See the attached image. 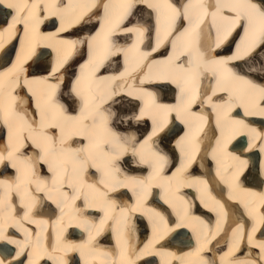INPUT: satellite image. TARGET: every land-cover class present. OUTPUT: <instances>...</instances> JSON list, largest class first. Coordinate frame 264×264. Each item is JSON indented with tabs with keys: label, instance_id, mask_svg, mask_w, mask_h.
<instances>
[{
	"label": "snow or ice",
	"instance_id": "1",
	"mask_svg": "<svg viewBox=\"0 0 264 264\" xmlns=\"http://www.w3.org/2000/svg\"><path fill=\"white\" fill-rule=\"evenodd\" d=\"M136 2L146 5L148 8L156 9L163 17L165 29L174 25L178 18L192 22L191 30H185L172 42L173 48L177 49L175 54L169 56L167 60L154 62L158 72L156 77L146 76L145 79H139L134 77L133 73L150 67L144 62L149 60L152 53H158V49L173 35L170 31H165L163 39H157L155 47H152L151 43L148 44L151 51L140 53L141 62L138 66L131 69L125 68V71L118 75H104L102 70H106L105 65L110 62L111 57L115 56L118 59L121 53L127 57L128 52L138 51V43L143 42L145 32L148 29L141 24H132L129 20L130 26L123 27L121 34L124 36L135 34L138 43L134 44L132 49H124L112 44L111 37L116 31L115 29H108L103 34L97 32L91 40L68 38L71 35L69 32L71 28H78L81 25L90 28L95 26L92 24L88 12L82 13L67 28L64 26V13L72 6V0H35L31 6L24 3L22 7L8 5L10 8L18 7V14L28 13L24 19L16 20L14 27L19 25L21 32L27 35L28 25L31 23L32 36L39 35L44 40L54 39L57 46L54 47L52 44L38 45L41 47V51H33L29 56L30 60L36 57L34 60L35 67L32 71L45 74L41 79H28L21 65L16 66L19 71L11 84H6L0 79L2 123L9 128H15L18 143V146L11 151L7 147L5 148L8 155L5 157L0 154V164H5V161H12L11 167L20 169V176L15 187L16 191L23 189L25 197H31L33 192L45 191V185L48 181L38 178V173L45 165L47 172L53 173L52 189L50 190L59 191L65 186L72 189L75 193L71 197L73 204L76 200L82 199L85 208H94L95 205L89 203V199L94 198L97 193L103 195L105 197V218L101 219L97 226V235L103 231L105 223L112 219L107 211L113 207L112 202L107 200L108 193L116 192L119 188H127L128 186L116 179L120 169L115 167V164L128 154L138 155V163L150 165L153 176L161 172L167 163V158L158 151H148L151 149L150 142L159 139L160 143L167 148L168 145L165 143L167 136L162 134L169 127L170 118L181 120V113H184L185 119H188L192 105L203 103L199 98V89L196 84L198 76L208 71L212 73L217 84L216 89L212 91V96H217V93H224L228 96L224 105L221 106L226 107L227 112L231 113L234 109L244 107L245 116L264 117V107H261L264 105V87L252 84L251 81L238 76L228 67L230 63L251 56L259 47L264 46V0H258V3H253V0H213L208 4L209 8L215 9L210 15L213 26L217 30L216 49L224 48L227 44L228 47L224 50L231 51V43L234 41L229 42V37L234 32L238 35V29H243L245 33L241 39V45L244 48L242 55L239 54L238 46L237 54L212 61H205L204 54L195 48L193 40L185 38L195 32L209 15L204 6L205 0H189L187 4H183L182 11L168 3V0H164L166 7L160 3H149L148 0H136ZM101 5L102 0L100 4L94 3L92 7L99 8ZM126 7L131 9L133 0H128ZM49 8L57 10L49 11ZM193 8L200 11L189 16V10ZM225 11L229 15L225 16ZM44 12H47V15L41 18L40 14ZM130 15L131 13L126 11L119 23H123ZM52 17H59V20L53 21L55 30L51 34L45 35L40 32V25L45 24ZM157 23L159 25V21ZM159 31L160 29L157 27L158 36ZM19 38L20 32L17 33L15 39L18 40ZM82 46L90 48L92 51L85 63L76 68L75 65L79 63V60L84 59L85 54L81 52L75 61H72V56ZM112 48H115L114 52ZM208 54L211 55V49H209ZM50 55H55V61L50 65H43L40 57L46 58ZM182 55L185 56V60L183 63H177ZM70 61L72 62L70 63ZM128 79H138L142 87L132 91H123L121 84L123 83L127 87ZM37 83L44 84L46 87L44 94L37 97L33 105L32 85ZM165 83L176 85L179 88L180 95L177 103H164L163 98L158 97L156 92L148 90V87H162ZM145 84L148 87H143ZM16 89L25 90L26 99L24 103L28 104L29 107H34L39 120L31 116L27 109L12 95ZM64 89H67L66 94ZM58 95L63 102L57 99ZM211 99L212 97H208V102H211ZM242 100H246V105L241 103ZM213 110H215V106ZM25 117L28 119L25 120ZM183 122L184 120H181V123ZM233 122L242 124L243 120H234ZM125 123L128 129H134L133 133L126 136L118 134L109 126L110 124L120 126ZM52 132H57L58 136H53ZM146 133L147 135H145ZM37 137L40 138L39 142ZM3 138L4 136L0 135V139ZM74 138H82L88 143L84 147L68 150L66 146ZM256 138L264 141V134H258ZM137 143H139V148L136 147ZM180 143L184 147L188 146L185 140ZM31 147L40 149V152L23 155V152H27ZM172 151L175 155L174 150ZM260 151L264 152V148H261ZM58 156L63 157V159H58ZM124 162L130 163L129 161ZM246 163V161H240V168L233 178L234 180L240 178ZM89 168L97 169L102 175V178L94 184L83 182V174ZM176 176L177 174L173 173V177ZM132 183L138 194V203H140L146 198L149 185L144 180L133 179ZM177 183L178 186H183L179 184L178 179ZM109 184L113 186L110 188ZM0 186L4 187L7 198L8 193L12 190L11 185L5 181H0ZM187 187H192V185L189 184ZM67 196V192H62V201ZM48 199L51 197L49 196ZM186 203L181 198L179 207L184 212H187ZM4 204L10 206L7 199ZM33 204L34 199L32 203L27 205L28 211H31ZM136 210L132 209V211ZM127 215L128 213L122 210L121 218L123 219ZM155 215L159 219H163L159 213H155ZM23 219H28L27 213ZM77 226L82 227L83 225ZM180 226L177 224V227ZM0 239L3 237L0 236ZM91 239L94 237H90ZM258 247L261 251L260 259L264 261V244L258 245ZM67 250L73 251L74 249L68 248ZM0 264L3 262L0 261ZM204 264H209V262L204 261Z\"/></svg>",
	"mask_w": 264,
	"mask_h": 264
},
{
	"label": "bare ground",
	"instance_id": "2",
	"mask_svg": "<svg viewBox=\"0 0 264 264\" xmlns=\"http://www.w3.org/2000/svg\"><path fill=\"white\" fill-rule=\"evenodd\" d=\"M108 6L111 7L112 5V11L115 12L114 6H116V8H119L118 11H116L114 14H102L99 15L98 11L100 9L99 8H93L92 5L96 2V4H100L101 0H82L81 3H83L85 6L83 7L82 11L80 9V11H71L69 9L66 10V12L64 13V19L66 21H64V26L67 28L69 24L73 23L82 13L88 12V14L91 16V22L92 24L96 25L98 19H100L99 22V27L97 28L96 32L93 34L92 32L94 31V27H85L82 28L83 25H81L78 28H71L69 30V32L71 33V35H73L74 38H87L89 40H91L92 36L95 35L97 32H101L102 30V24H101V17L106 16L104 19L105 21H107V19L109 18V21H111L112 23V27H114L113 29H115L116 31L113 32V35L111 37V41L112 44L115 45L116 47H122L124 49H132L134 44H137V39L135 34H132L130 36H132V38H130L129 40H125L123 38H121L118 34L122 32L123 27L126 26H121L119 23L120 22V18L125 14L126 11H129L131 13V11H134L135 7H138L139 9H141V14H135L134 13V19H137V22H134L133 24H141L143 25L146 29L151 30L152 28H154L157 31V27H159L160 30L163 29L164 26V20L163 17L160 15V13L156 10V9H151L148 8L146 5L144 4H139L136 2V0H133V8L131 9H127L126 5L128 0H108ZM107 1V2H108ZM180 2V6L177 5L175 0H168V3L173 4L175 7H177L178 9H181V11L183 10L182 6L183 4H187L189 2V0H179ZM208 3H211V0H207ZM32 2L34 3L35 0H32ZM31 0H0V16L1 19L3 16H5V14H7V10H4L3 8L8 7L9 4L12 5H18L19 7H22L24 3H28L29 6H31ZM105 2V0H102V4L104 3V5L107 3ZM149 3H160L161 5H163L164 7H166V4H164V0H148ZM253 3H258V0H253ZM81 6V5H80ZM93 8V11H89V9ZM137 8V9H138ZM31 10V8H30ZM57 9H52L49 8V11H56ZM150 11H152L153 14L150 13ZM197 11H200L199 9H190L189 10V16H193ZM213 11H215L214 8L209 9V15L205 18V22L201 25L202 28H200L199 30L196 29V32L191 33L190 36L185 37L186 39H193L195 40L196 35L198 34V38H199V42H194L195 48L199 49V45L201 42L202 37L200 38V35L202 36L203 34L205 35V27L206 25H210L212 27V29H214L215 27L213 26L212 23V17L210 15V13H212ZM137 13V12H136ZM43 13H41V18L44 15H47V12H45L43 15ZM21 15V14H20ZM19 14H16L17 19L12 18V20H14L12 22V20L10 21V23L15 24V21L18 19H21ZM28 15V14H27ZM224 15L227 16L229 15V13L227 11L224 12ZM153 17V19L155 20V23L152 24L151 26V21L150 18ZM131 19V18H129ZM179 20L175 23L176 28L175 31L173 32V35L170 36L169 40L170 43H172L173 41H175L177 39L178 36H180L181 33L185 32V30H191V21L190 20H185L183 18H178ZM183 19V20H181ZM159 21V25L158 22ZM183 23L184 21L187 23H190L189 27L186 28L185 26H181V22ZM200 25V26H201ZM130 26V25H127ZM45 28L48 27V25H44ZM14 28V31H20V27L19 25H16ZM89 28V29H88ZM165 28V27H164ZM83 29V30H82ZM111 29V28H109ZM104 30V29H103ZM108 30V29H106ZM104 30V31H106ZM151 31H146L145 32V36L143 39L142 43H138V51H131L127 53V57L124 53L119 54V58L117 59V57L113 56V58L111 57L110 62L106 63V69L108 68H112L111 70H104L102 71V74L104 75H109V74H115L118 75L121 71L117 72V70L115 68H113L114 62H120L123 61L126 63L125 68H129L131 69L132 67L137 66V64H139L140 61V53L143 52H150L151 48H144L143 47V43L146 41L147 43L150 42V38L149 36L151 35ZM5 32L0 33V36H3ZM51 33L46 32L45 35H49ZM165 34V31L160 34L161 38L163 39ZM211 34L207 33L206 34V42H205V52L208 54L209 51V47H213L210 43V39H211ZM2 39V38H0ZM5 40H7V37H5ZM217 40V39H216ZM44 44H52L54 47H56V42L54 39H48V40H44L42 37L38 40V44L37 45H44ZM216 44V42H215ZM156 42L154 44L153 47H155ZM214 45V44H213ZM234 47H232L231 50H234L233 54H237L238 51V46H239V54H243L244 48L241 45V41L240 43H236L235 45H233ZM173 46L170 45V48H172ZM214 48V47H213ZM226 48V47H225ZM40 51H41V47H39ZM223 50L222 53H219V55L215 56L214 53H211V55L209 56L206 55L205 57V61H212V60H218V59H224L228 56H226V54L228 53V51H225L224 48H221ZM12 48L8 47L6 49L3 50V52H1L0 55H3L4 57L2 58V60L7 61L9 58V54L12 53ZM208 50V51H207ZM219 49H215V51L218 52ZM112 51H115V48H112ZM177 51V49H172L171 52L168 53V55L166 57L163 58H156L155 55H151V57L149 58L148 61H145L144 63H147L150 65V67L145 68L146 70H148V76L151 77H156L158 75V72L156 70L155 64L154 62L156 61H164L167 60L169 56H172L175 54V52ZM232 54V55H233ZM77 55V54H76ZM223 55V57L221 56ZM29 54L26 52L25 57L27 59H29ZM258 60L257 65L253 64L251 62V60H253V58H255ZM77 56H75V59L77 60ZM36 59V57H33V59L30 60V62H27V67L29 65H31V62ZM51 59H56L55 55H50L45 57H40V61L43 65H50L52 63H49V60L51 61ZM74 59V56L72 58V60ZM135 60V62L133 61ZM185 60V56H181L180 57V61H178L177 63H183V61ZM256 60V61H257ZM72 61H70L71 63ZM80 62V60H79ZM49 63V64H48ZM234 63L239 64L240 66H237V69L234 70V64L230 63L228 65L229 68L232 69L233 72H235L238 76H242L244 77L246 80L251 81L252 84L260 86V87H264V46L259 47L251 56L245 57L242 60L239 61H235ZM6 63H4L3 65H5ZM206 67L208 66L207 64L205 65ZM78 66H76L77 68ZM10 71H16V67L15 65H10L9 66ZM8 68H6V70H9ZM19 71V70H18ZM125 71V69L123 70ZM122 71V72H123ZM211 75L212 73L210 71H208ZM259 73V74H258ZM4 74V73H2ZM2 74H0V79L5 80L6 78L5 76H3ZM42 74V75H41ZM141 73L138 74V76ZM43 73H39V76H35L33 78H30V80H39L43 77ZM134 75V73H133ZM249 75V76H248ZM201 76H198L196 79V84L197 87H199L200 85V81H201ZM213 76V75H212ZM146 77V76H145ZM214 77V76H213ZM215 78V77H214ZM212 79V78H211ZM256 79H262L263 82H261V84H258V81ZM211 81V80H210ZM44 85V84H42ZM45 86V85H44ZM212 91L216 89L217 84L215 82H213L212 85ZM142 87L141 85H139V82L137 81V79H134V81L132 79H128L127 80V87H125L123 85V83L121 84V88L123 89V91H132L135 90L136 88ZM144 87V86H143ZM148 87V86H147ZM162 91L158 92V87H156V89L150 88L148 87L149 91H154L157 92L159 95H168L167 97L172 101V102H166L163 100L164 103H168V104H175L178 102V98H179V88L177 90L176 96H175V101L173 100V96L174 94L172 93V89L173 85L172 84H168L165 83L162 87H159ZM32 89H33V85H32ZM202 88L199 89V93L201 91ZM66 91V89H64V92ZM207 91V89H206ZM212 91L210 92V94H206L204 93V95L199 96L200 100L203 101V103H198L197 105L199 106L198 109L191 107L188 116L190 118L185 119V114L181 113V120H184L183 123H181V120H176L178 122H180L182 124V130L181 133L185 130V132L189 133H196L197 136L201 133L202 136H198L199 141L202 144V150L200 152V155L203 156L202 157V162L199 165V167H201V171L194 173L190 178H188L187 176H185V174H183L184 177H182L181 174V167H176L173 171H170V173L168 175H166V168L164 169V173L161 175H152V169L150 170V172L147 173V176L150 177L151 179H146L143 176V171L141 166L139 165L138 161H139V156L137 155L136 158L134 156H132L131 154L126 155L125 161H129L130 163H124V166L126 170L129 171H136L131 176L127 175L125 177L122 178V174L118 173L116 179L126 183L128 186L127 188H119L118 192L123 196V200L118 202L117 204H115L113 206V209L117 210L115 213H112V215H116L118 217L122 216V210L124 212H127L128 215L126 217L122 218H118L122 221V226L120 228V230L118 232H116L113 236L115 238V245H109L106 246V248H103L101 246H99L96 241L98 238H102V237H109L110 236V232L109 230L112 228L111 223L113 224L114 220L110 223V225L106 228L103 229V231L100 232L99 235H97V226L99 225V222L101 219L105 218V210H104V205L103 204H99L97 201H91L89 203H92L95 205L94 209H99L102 208L103 212H104V216L102 218H100L98 220V222H93L92 219H95L96 217L93 215L91 216V220L89 221V226L87 225H83V224H78V225H83L82 227H78L77 228L79 230H81L82 232L87 233L88 237L82 241H69L67 244H63V246H54L51 249H48V253L50 254L51 258L54 260H58L60 257L65 256L66 253H69V256L71 255V257H75L76 256V252H78V254L80 255L82 261L85 259L84 264H95L93 261V258L95 256H97L98 254H100V257L104 256H108L111 258H107V259H102L101 263L102 264H111L112 263V259L115 258L117 264H122V261L124 258H127L128 256H130L132 264H135V261H140L142 262L143 259L153 256L154 254L158 255L160 260H159V264H190L193 263V254L190 253L191 248H193L192 246L195 244V240L192 239L193 241V245L190 247H185V245L187 243H189L191 241L192 238V232L190 233V230L188 229V226L190 224V221L187 220V218H184L181 222L179 221H175L173 222V220L171 219H167L166 216L164 214H168V210L162 206V205H166V206H170V208L172 209V207L174 209H180L179 204L181 202V198L184 199L185 196V191L184 188H187L188 184H191L193 188H195V190H193L195 193L197 192L196 196H193V194L188 195L187 199H188V203L191 206L192 209L196 210V211H201V212H205L207 207H209V203L210 200L207 198V196L209 195L208 190L206 189L205 186L206 183L204 182H209L210 184H212V186H216V185H220L222 187V189H224L222 184H225L228 189L226 191L227 195L230 197V199H232V201L234 203H236L237 205H242V206H253V205H258L261 203V201L264 199V182H260V185L257 186L256 184H258L259 179H264V152H261L260 149L264 148V141H261L259 139H257V135L258 134H264V129L263 128H256V125L262 124V122L264 121V117L261 116H257V115H252V116H246L249 117L248 121H246V118L244 116V111L245 108L241 107L239 108L238 111L235 112H231L229 113L230 116H228L227 114V110L225 107H221L222 105V93H217V96H212ZM45 92V88H43V91L41 94H36L33 95V97H35V99L37 97H40L44 94ZM67 92H65L66 94ZM14 97H18V98H24L26 99L25 95L26 94H20L19 93V89H16L14 92H12ZM34 94V91H33ZM204 97V98H203ZM208 97H212L211 102H208ZM58 99V97H57ZM60 101V100H59ZM62 102V101H61ZM241 103L246 105V100H242ZM28 113L33 116V107H29L28 104H26ZM215 106V110L214 109ZM261 107H264V105H261ZM213 111L216 113L215 115V120L210 119L209 118V111ZM258 110V109H257ZM240 111V113H239ZM28 117H25V119ZM243 120V123H234V120ZM27 120V119H26ZM227 121V123H226ZM214 123V124H213ZM251 123V124H250ZM118 126V124H116ZM173 125H175L173 123ZM114 126V125H113ZM121 130H123L122 132H117L118 134L121 135H128L130 133L134 132V129H128L126 123L124 125H120L118 126ZM2 128V127H1ZM12 128H8V126L6 127V131H10L12 130ZM174 127L171 126V124H169V127L166 129L165 133L162 135L165 136H170V134L172 135V132H176L174 131ZM114 131V130H113ZM116 132V131H115ZM52 134H54V132H52ZM15 129H14V133H13V139L15 137ZM245 137L248 141V145L245 147V149H243V152H247V157H240L237 153V151L239 149L244 148V141ZM10 138L7 140V142H10ZM40 138L37 137V141L39 142ZM159 139H156L154 141H151V149H148V151H169V152H173L172 150H178V151H183L187 152V150L189 151H193L190 147H184L181 143V137L179 138H175L174 139V143H171V140H169L168 143H166L168 145L167 148H165L161 143ZM14 142L17 143V141L14 140ZM88 143V142H87ZM87 143L82 144L80 142V140L78 138H74L73 140L69 141L67 144V149L69 150H73L76 149L78 147H84L87 145ZM18 144V143H17ZM229 145L231 151H227L225 150V145ZM172 145H173V149H172ZM137 148H139V143H137L136 145ZM131 150V149H130ZM198 148H195L194 151H197ZM193 151V152H194ZM200 151V149H199ZM198 151V152H199ZM29 152L30 155L33 154V152H35V148L31 147L29 148ZM36 153V152H35ZM183 153V152H182ZM188 153V152H187ZM253 153V154H252ZM161 155H163L160 152ZM171 156H173V154H170ZM200 155L198 156V158L200 159ZM258 156V157H257ZM58 159H63V157L58 156ZM169 159V158H167ZM198 159V160H199ZM240 161H246V165L244 166V173L243 175H240V178L237 180L233 179V183H234V187L231 188L228 186L229 181L235 177L237 171H239L240 168ZM209 164L210 168H207L205 164ZM5 165V164H4ZM167 165V163H166ZM261 166L262 169V173H260V177H259V173L257 172L259 170L258 166ZM118 166V164H117ZM116 167V165H115ZM90 169V168H89ZM95 169V168H94ZM136 169V170H135ZM96 172L98 173V179L100 180L102 178L101 173L95 169ZM138 170V171H137ZM42 172L47 171V166L45 165L44 168L41 170ZM173 173H176L177 176L173 177ZM200 175V176H198ZM163 181L162 183H159L160 185H162V187H165L169 190L173 189V187L175 186L176 183V179L181 180L180 181V185H183L182 187L184 188H176V192L173 195H169L166 190H164L163 188H157L155 187V183H151V181H158L160 180L162 177ZM201 177H207L206 180H202ZM133 179L135 180H144L145 183L147 185H149V188L153 187L155 188V190H152L153 192H151V194H153L154 199H153V205H155V207L159 210H156L162 217L163 219H159V217H157L155 215V211H150V209L146 206H144L143 201L138 203V194L137 191L135 189L134 184L132 183ZM187 179L191 180L190 182L187 181ZM187 181V182H186ZM83 182L85 183V179H83ZM96 183L95 180H93V182L91 184ZM222 183V184H221ZM110 188L113 186L112 184L108 185ZM32 187H34V185H32ZM51 188H45L44 194L42 196V194H39L36 192V194L41 195V197L48 199V197L52 195L53 190H50ZM157 189V190H156ZM159 189V190H158ZM132 192V194H130ZM187 193L190 194V191L187 190ZM113 194V192H112ZM158 197L159 199L156 200L155 198ZM186 197V196H185ZM51 199L55 202V200L51 197ZM185 200V199H184ZM152 203V202H151ZM56 206H57V218L61 219L63 217V214L65 213V206L66 204L64 202H60L59 199H56L55 202ZM162 204V205H161ZM168 204V205H167ZM122 205V206H121ZM256 205V206H257ZM255 206V207H256ZM79 208H83L82 205L78 204ZM255 207L254 210H255ZM91 209V208H90ZM132 209H137L136 211H132ZM111 210V208H110ZM212 208L207 209V215H209L211 213ZM249 210V209H248ZM108 211V210H107ZM164 214H163V213ZM236 213L235 215H231L232 218H237V215L240 216L241 214L238 212L237 207L234 206L232 209V213ZM247 212V211H246ZM177 212L173 213V214H177ZM110 211H108V215L110 216ZM115 216V217H116ZM142 219H141V217ZM57 218H55L52 222V226L53 228L56 229L57 231ZM208 216L204 215L202 218V224L204 225V227H206L207 229H209L212 225V223L210 221H207ZM224 217H222L223 220ZM255 221H259L258 218L256 216L253 217ZM27 222H30V219L26 220ZM74 221H72V219H69V222H67V224H73ZM161 223L162 225L158 224ZM219 221L216 222V226L214 227L211 237L209 238V240H211V242L209 244H207L205 242L204 247H198L197 249H195L194 252L198 253L201 252V259L202 261H208L209 264H212L209 260H207V257H209V254L213 253V258L217 259V257H215L217 255V251H219V244H220V250L225 248L224 242L223 240L220 241L218 244L216 242H214V237L217 233V231L223 227L222 225H218ZM29 223H22V226L25 227L26 230V235L23 234L21 227L19 228L18 234H15L16 236L11 237L10 240L13 241H18L19 238L18 237H23V242L25 243L27 241L28 238H31V236L27 235L31 232V228L30 227H26V225H28ZM177 224L181 225L180 227H177ZM244 225L247 224L246 221L243 222ZM16 226V225H14ZM73 226V225H70ZM258 226H260V234L257 236V239H262L264 238V222L260 223V225L258 224ZM126 228V236L124 237L122 234V229ZM183 227H186L189 230V235L186 234V232L181 231V229H183ZM222 231L231 233V228L230 225H224V227L222 228ZM44 228L40 227L38 233L40 234L41 232H43ZM241 231V228L236 227L234 228V231ZM54 231V230H53ZM222 236H225V233L221 234ZM90 237H94V239L90 240ZM83 238V237H81ZM112 238V236H111ZM32 239H36L34 237H32ZM146 241H143L145 240ZM45 242L48 241V239H44ZM130 241V242H129ZM251 244L256 245L257 243H259L257 240L254 239H250ZM261 244V243H259ZM216 245V246H215ZM1 246V245H0ZM115 246L117 247V250H115ZM185 247V248H184ZM230 249L232 250L231 246L229 245ZM49 248V246H48ZM68 248H73V251H68ZM137 248V250L135 249ZM236 250V247H234ZM136 250V251H134ZM134 251V252H133ZM245 252L248 255L255 254V257H258L259 255L257 254L258 252L254 251V250H249V249H245ZM261 252V251H260ZM132 254V256H131ZM221 255L218 256L219 259H222L221 256H223V253L220 252ZM190 255V256H189ZM261 255V253H260ZM39 256H46L45 253H39ZM0 257H2V255H0ZM191 257V258H188ZM152 260V259H151ZM242 259L239 258L237 261H241ZM215 261V260H214ZM235 261V257H233L232 259H225L223 264H234ZM243 264H252V260L250 259H244L242 260ZM214 263V262H213ZM11 264V263H9ZM57 264H60V262L58 261ZM140 264V263H138Z\"/></svg>",
	"mask_w": 264,
	"mask_h": 264
},
{
	"label": "rangeland",
	"instance_id": "3",
	"mask_svg": "<svg viewBox=\"0 0 264 264\" xmlns=\"http://www.w3.org/2000/svg\"><path fill=\"white\" fill-rule=\"evenodd\" d=\"M137 12V13H136ZM135 12V14H141L142 15V13H141V9H138L137 11ZM82 28H85V26H83ZM89 29V28H88ZM83 30V29H82ZM257 59H256V56H255V58H253V60H251V62L253 63V64H255V65H257L258 66V64L259 63H257L258 62V60L256 61ZM259 74V73H258Z\"/></svg>",
	"mask_w": 264,
	"mask_h": 264
}]
</instances>
